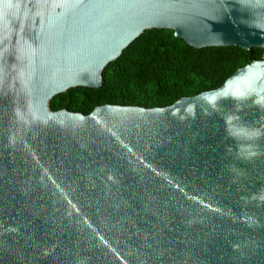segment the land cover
<instances>
[{
    "label": "water",
    "instance_id": "95a60500",
    "mask_svg": "<svg viewBox=\"0 0 264 264\" xmlns=\"http://www.w3.org/2000/svg\"><path fill=\"white\" fill-rule=\"evenodd\" d=\"M153 30L264 51V0H0V264H264V61L165 108L51 109Z\"/></svg>",
    "mask_w": 264,
    "mask_h": 264
},
{
    "label": "trees",
    "instance_id": "16d2710c",
    "mask_svg": "<svg viewBox=\"0 0 264 264\" xmlns=\"http://www.w3.org/2000/svg\"><path fill=\"white\" fill-rule=\"evenodd\" d=\"M262 61V49L196 50L174 31H147L107 65L100 88H72L55 97L51 109L89 115L104 105L165 108L216 90L237 70Z\"/></svg>",
    "mask_w": 264,
    "mask_h": 264
}]
</instances>
